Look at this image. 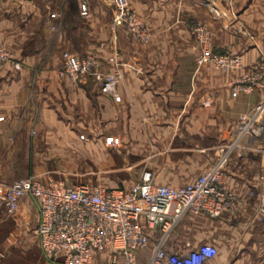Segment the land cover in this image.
I'll return each instance as SVG.
<instances>
[{
    "label": "crops",
    "instance_id": "1",
    "mask_svg": "<svg viewBox=\"0 0 264 264\" xmlns=\"http://www.w3.org/2000/svg\"><path fill=\"white\" fill-rule=\"evenodd\" d=\"M81 1L0 0V44L21 62L0 70V182L51 176L48 157L98 173L136 168L131 176H108L111 182L132 184L150 168L156 182L177 186L210 168L224 146L220 176L238 195L236 208L213 217L185 214L166 248L208 242L216 251L201 264H264V134L229 145L238 114L263 94L253 88L233 95L231 81L264 58V0H129L151 31L147 42L121 24L112 27L111 0H86L83 13ZM192 21L207 27L213 49L239 54L242 66L199 64ZM63 50L94 54L101 72L118 68L120 98L101 91L97 80L60 75ZM115 51L117 63L110 59ZM38 215L28 196L11 219L0 209V264H62L39 246ZM150 251L151 243L137 263L147 264ZM111 257L96 250L92 264H113ZM114 264H123L120 256Z\"/></svg>",
    "mask_w": 264,
    "mask_h": 264
},
{
    "label": "built area",
    "instance_id": "2",
    "mask_svg": "<svg viewBox=\"0 0 264 264\" xmlns=\"http://www.w3.org/2000/svg\"><path fill=\"white\" fill-rule=\"evenodd\" d=\"M112 2V27L121 24L139 41H149V27L129 0ZM80 8L87 9L86 0L81 1ZM189 28L198 47L199 64L242 66L239 54L212 48L203 23L192 21ZM115 53L110 59L117 63ZM8 62L15 68L21 66L12 50L0 44V70ZM99 66L94 54L64 51L59 74L76 82L97 80L101 91L118 100L121 71L115 68L101 72ZM253 88L260 89L262 97L248 111L238 114L230 146L244 136L259 138L264 134V58L231 81L233 95ZM220 150L222 155L210 168L177 186L156 182L150 168H144L129 186L89 181L69 184L63 177L29 174L10 183L0 182V206L12 216L21 197H30L39 214L33 229L39 246L46 258L62 264H92L96 250H109L113 264L119 256L123 264H138L136 251L149 243L148 264H201L215 254L212 244L202 242L197 247L172 252L166 248V241L185 214L204 212L213 217L236 208L239 197L220 176L226 153L224 146ZM261 199L264 203V196Z\"/></svg>",
    "mask_w": 264,
    "mask_h": 264
},
{
    "label": "rangeland",
    "instance_id": "3",
    "mask_svg": "<svg viewBox=\"0 0 264 264\" xmlns=\"http://www.w3.org/2000/svg\"><path fill=\"white\" fill-rule=\"evenodd\" d=\"M87 10V9H86ZM80 12H85L80 8ZM112 13H113V2L111 0V5H110V16L112 18ZM58 15L60 16V22H57L55 25L53 24L54 29L57 28V30L61 27V25H63V19L62 16L63 14L61 12L58 13ZM146 23V22H145ZM150 30V29H149ZM151 32V31H150ZM64 51H68V50H63L61 52V56L62 53ZM62 63V61H61ZM37 113V112H36ZM35 116L34 118V122H36L38 115L39 114H33ZM33 130L31 131L32 136H36L37 135V131L35 130V128H32ZM42 146V145H41ZM43 147V146H42ZM47 147V146H45ZM47 158V162H46V167L45 170H49V172L51 173V176L54 177H63L67 183L69 184H73L75 182L78 181H89V182H93V183H100L103 185H124V186H128L130 183H124L121 181L118 182H111L109 181L110 178L108 176H114L115 174H121V175H130L134 172V170L136 169L134 166L130 167L129 165H125L121 168H119L118 170H113V171H107V172H101L98 173L97 172V168H93L84 164H80V165H65L63 164L61 161L59 160H51L52 163H49L50 161H48V157ZM71 164V163H69ZM101 176H106V179L102 178ZM131 176V175H130ZM5 209L3 206H0V209ZM9 219H11V216H8ZM148 264V262H147Z\"/></svg>",
    "mask_w": 264,
    "mask_h": 264
},
{
    "label": "trees",
    "instance_id": "4",
    "mask_svg": "<svg viewBox=\"0 0 264 264\" xmlns=\"http://www.w3.org/2000/svg\"><path fill=\"white\" fill-rule=\"evenodd\" d=\"M148 246V245H147ZM147 246H145V247H143V248H140V249H138L137 251H136V256H137V253L141 250V249H144V248H146Z\"/></svg>",
    "mask_w": 264,
    "mask_h": 264
}]
</instances>
